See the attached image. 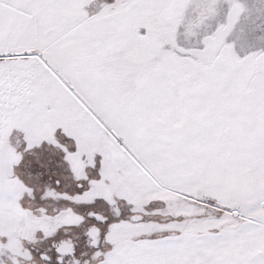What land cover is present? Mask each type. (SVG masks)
Here are the masks:
<instances>
[{"label": "snow or ice", "instance_id": "6c2138e0", "mask_svg": "<svg viewBox=\"0 0 264 264\" xmlns=\"http://www.w3.org/2000/svg\"><path fill=\"white\" fill-rule=\"evenodd\" d=\"M0 264H264V0H0Z\"/></svg>", "mask_w": 264, "mask_h": 264}]
</instances>
